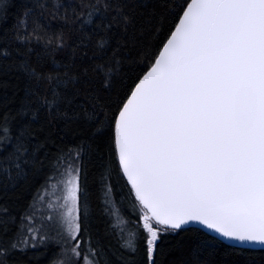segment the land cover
<instances>
[{"label":"snow or ice","instance_id":"snow-or-ice-1","mask_svg":"<svg viewBox=\"0 0 264 264\" xmlns=\"http://www.w3.org/2000/svg\"><path fill=\"white\" fill-rule=\"evenodd\" d=\"M15 7L0 264H264V0Z\"/></svg>","mask_w":264,"mask_h":264},{"label":"trees","instance_id":"trees-1","mask_svg":"<svg viewBox=\"0 0 264 264\" xmlns=\"http://www.w3.org/2000/svg\"><path fill=\"white\" fill-rule=\"evenodd\" d=\"M28 2H29V0H16L17 7L13 8L12 12L15 13L16 11H18L20 9V6H22V5H24V4L28 3ZM130 2H131V0H130ZM11 22L12 21L10 20L9 23H11ZM131 43H132V41L129 40V44H131ZM178 255H179L178 252L171 253L168 257H166L164 259V264H169V261L171 259H173L174 257L178 256ZM237 255H240V256H249L250 255V256L255 257L258 260L260 255H261V253H260L259 250H251L249 253L237 254ZM217 259H218V257H217Z\"/></svg>","mask_w":264,"mask_h":264},{"label":"water","instance_id":"water-1","mask_svg":"<svg viewBox=\"0 0 264 264\" xmlns=\"http://www.w3.org/2000/svg\"><path fill=\"white\" fill-rule=\"evenodd\" d=\"M256 250H258V249H256Z\"/></svg>","mask_w":264,"mask_h":264}]
</instances>
